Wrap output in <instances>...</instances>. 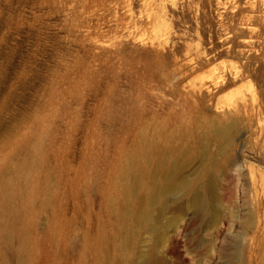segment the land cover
Segmentation results:
<instances>
[{
    "label": "rangeland",
    "instance_id": "rangeland-1",
    "mask_svg": "<svg viewBox=\"0 0 264 264\" xmlns=\"http://www.w3.org/2000/svg\"><path fill=\"white\" fill-rule=\"evenodd\" d=\"M173 165L216 223L182 189L143 231L129 188ZM174 244L182 264H264V0H0V264Z\"/></svg>",
    "mask_w": 264,
    "mask_h": 264
},
{
    "label": "bare ground",
    "instance_id": "bare-ground-1",
    "mask_svg": "<svg viewBox=\"0 0 264 264\" xmlns=\"http://www.w3.org/2000/svg\"><path fill=\"white\" fill-rule=\"evenodd\" d=\"M228 133L229 129H222L219 132V137L228 142ZM179 170L180 166L175 168V166L173 165L172 168L170 167L168 171L161 174L160 177L163 183L160 185L152 184L147 186L144 184H136L129 188V193L132 194L136 191L142 192V194L140 193L141 196H139L140 208L138 211L133 212L132 217L137 226L143 231L157 229V225L159 223L155 220V224H153V208L158 207L159 215L162 217L166 216L170 210V197H172L178 190L182 189H185L186 191L185 201L189 211L195 213L197 217L196 221L200 224L198 229L203 230L208 228L211 224L216 223L217 216H209L210 207L207 201H205V199L203 198V188L189 183L179 182ZM129 243V240H127L126 245H129ZM173 246H171L167 250L165 249L166 258L162 257V260H149V257H146L145 259H143V261H141V264H182L181 262H178L172 258L177 254L175 244Z\"/></svg>",
    "mask_w": 264,
    "mask_h": 264
}]
</instances>
